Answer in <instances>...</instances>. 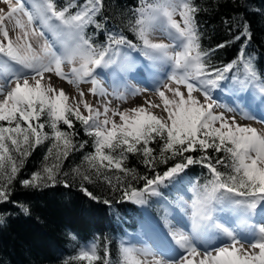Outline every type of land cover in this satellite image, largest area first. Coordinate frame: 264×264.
I'll return each instance as SVG.
<instances>
[{
  "label": "snow or ice",
  "instance_id": "obj_1",
  "mask_svg": "<svg viewBox=\"0 0 264 264\" xmlns=\"http://www.w3.org/2000/svg\"><path fill=\"white\" fill-rule=\"evenodd\" d=\"M0 3L5 5L0 8V204L12 202L13 185L26 160L46 141L49 146L41 169L19 183L25 189L54 187L58 183L64 161L88 143H76L78 121L84 135L93 138L94 151L83 158L86 171L82 173L79 167L73 171L87 183L103 176L109 185L112 179L108 172L115 169L122 173L123 178L116 177L122 201L147 204L150 197L162 195V187L183 182L187 177L182 174L191 166L199 165L210 174L202 188L191 189L190 201L181 205L186 224L173 226L166 216L164 232L157 222L146 218L142 227L151 237V244L136 247L122 243L117 264H264V130L238 122L239 117L264 124V72L251 56H245L243 48L237 60L210 70L209 52L202 50L200 44V9L192 0H156L146 4L138 9L137 27L133 29L140 46L123 35H109L108 45L99 49L85 30L89 25L101 28L96 17L101 13L103 0H76L61 8L56 0H30L27 7L23 0ZM8 24L16 32L14 38ZM156 31L168 43L154 42L152 35ZM36 37L43 38L38 49L31 42ZM241 37L245 42L252 38L246 23L235 40ZM121 46L141 52L153 62V67H170L167 79L171 83L153 90L161 103L146 99L147 107L121 111L111 108L109 101L101 112L84 99L83 91H79V100L72 97L70 101L63 88L57 90L45 83L48 73L78 90L81 84H90L92 96L105 98L108 92L97 69L124 71L120 57L127 60L130 56L121 51ZM65 64L71 66L68 74L64 72ZM222 87L249 93L253 103L258 99L261 116L257 118L247 105L227 108L235 113L231 117L218 113L216 109L227 106L218 104L212 92ZM126 91L135 96L145 89ZM166 93H171V98ZM194 93H200L202 99ZM114 94L121 101L127 99L115 89ZM161 104L162 113L153 114L152 109L161 108ZM81 106L87 115L81 112ZM117 116L119 123L114 119ZM61 123L66 129L60 127ZM46 127L50 132L45 131ZM210 150L225 155L217 156L213 162ZM128 154L139 156L152 175L141 176L125 166ZM169 161L173 163L169 165ZM161 164L167 167L157 171ZM217 165L228 171H220ZM134 180H143V186L134 187ZM63 186L70 187L67 182ZM80 191L95 204L110 207L109 200L101 201L83 184ZM20 209L25 216L30 215L27 207ZM83 211L87 215L103 209L89 206ZM225 212L237 219L222 217L220 213ZM2 223L4 217L0 215ZM98 261L112 264V257L107 248L101 256L93 243L81 247L63 264Z\"/></svg>",
  "mask_w": 264,
  "mask_h": 264
},
{
  "label": "trees",
  "instance_id": "obj_2",
  "mask_svg": "<svg viewBox=\"0 0 264 264\" xmlns=\"http://www.w3.org/2000/svg\"><path fill=\"white\" fill-rule=\"evenodd\" d=\"M30 4V0H27ZM76 0H56L58 8L64 7ZM156 0H103L101 13L96 17L101 28L89 25L85 34L96 48L108 45L109 35H123L129 41L141 45L134 28L139 18L138 9ZM200 9L197 15L200 32V44L204 51L209 52V69L222 68L228 63L237 60L241 48L245 56H251L254 64L264 72V0H192ZM75 11V9H72ZM248 25L252 34L250 41L245 38L235 40ZM225 44L224 48H218ZM115 48V45H112ZM127 47V46H121ZM214 50V51H213ZM231 75V73L229 74ZM234 94H243L230 91ZM43 119V117H42ZM60 127L66 129L61 123ZM79 135L76 143L88 141L83 149L73 151L64 161L58 183L54 187L25 189L19 183L20 179H29L32 173L42 167L44 156L47 153L49 142H45L33 151L26 160L17 181L14 182L10 203L0 204V215L4 223L0 224V264H63L65 259L75 255L81 247L95 243L98 253L103 256L105 248L112 257V264H117L119 248L122 243L137 237L143 228L146 218L157 222L164 228V217L185 202L191 189H198L210 177L207 169L199 165L191 166L183 182L177 181L168 187L161 188V196L150 197L148 203L141 206L127 200H121V185L116 177L123 178V174L108 172L112 184L103 176L94 179L93 183L82 181L73 169L79 167L83 173L87 169L84 156L93 152V138L84 135L79 122H75ZM45 131H49L47 127ZM156 147V145H152ZM213 162L217 156L224 157V153L211 152ZM193 155H197L193 153ZM173 161H169L171 165ZM125 166L135 169L143 176H151L152 172L141 163L139 156L128 154ZM166 165H158L157 171H162ZM220 171H228L222 165H217ZM67 173V175H64ZM127 179V178H125ZM64 182L70 187L65 188ZM134 187H142L143 180L131 181ZM81 184L101 201L109 200L110 207L95 204L80 191ZM117 189V190H114ZM20 206L27 207L30 215L25 216ZM91 206L93 209H103L85 214L83 209ZM75 237V239H73ZM97 264H101L100 261Z\"/></svg>",
  "mask_w": 264,
  "mask_h": 264
},
{
  "label": "rangeland",
  "instance_id": "obj_3",
  "mask_svg": "<svg viewBox=\"0 0 264 264\" xmlns=\"http://www.w3.org/2000/svg\"><path fill=\"white\" fill-rule=\"evenodd\" d=\"M26 7L30 6L26 0H23ZM0 8H5V5L3 3H0ZM178 18V17H177ZM39 27V25H36ZM12 25L8 24L9 34L14 38L16 35V32L12 30ZM152 39L154 42H164L168 43V40L166 37L162 36L159 31H156L152 35ZM32 44L34 48L39 47L40 44L43 43V38L36 37L32 39ZM121 51L124 53H128L130 56V59L125 60L123 55L120 57V61L124 64L125 70L119 71L114 73L113 68L108 69H97V72L100 73V79L103 82V87L108 92V96L105 98L100 97H94L89 93V89L91 87L90 84L84 83L79 86V90L75 88L73 85L68 84L66 81L60 80L59 78L55 77L52 74H45V83H51L57 90L63 88L65 92L69 95L70 101L72 97H75L77 100H79V91L84 92V99L93 107L99 108V110L103 111V105L106 102L110 101V107L113 109H119L121 111L132 109L134 107L144 106L147 107L145 104V100H150L154 103H161L159 100V97L154 94V89L156 87H161L165 83H171L168 81L167 76L170 73L171 69L167 65H160L157 64V67H153V62L146 59L141 52L134 51L128 47H121ZM64 72L66 74L70 73V65L65 64L64 66ZM51 76V80H48V77ZM195 83V81H193ZM126 86V87H125ZM175 87V85H172ZM114 89L116 92H119L120 94L127 95V99L124 101H121L116 98V95L114 94ZM127 90L132 89H145L142 93L138 95H130L128 94ZM181 91L185 92L186 89L181 87ZM171 98V93H166ZM197 97H201L200 93H194ZM213 99L222 106L227 107H220L216 109V111L224 112L226 117H231L235 113L232 111H227V108H234L239 109L241 107H244L245 105L249 106L252 111L255 113L257 118L261 116V112L258 110L257 105L259 104V100L257 99L255 103L252 102L249 95L243 94H230L227 92L224 87L221 89H216L212 92ZM234 99V101H233ZM162 107L158 109H152L153 114L160 115L162 113ZM81 112L84 115H87V112L84 111L83 107L81 106ZM163 115L166 116V113H163ZM117 123H119V117L114 118ZM238 122L242 125H250L252 127L257 128L258 130H264V124H260L257 121H248L239 119ZM191 198V197H190ZM190 201V199L186 200ZM184 205V204H183ZM187 207V205H185ZM190 211V209H188ZM222 217H229L231 216L230 213H220ZM167 218L172 222L173 226H179L187 223V217L185 216V212L181 207V210H178L177 215H166ZM165 216V217H166ZM176 216V217H174ZM177 218V219H176ZM232 220L235 221L237 218L235 216H231ZM164 222V220H163ZM162 231L166 232L167 229L164 227L162 228ZM147 234H144L140 239L137 241H132L130 243H127L128 245H133L136 247H142L146 245H150L152 242L151 240H147L146 237ZM247 247V246H246Z\"/></svg>",
  "mask_w": 264,
  "mask_h": 264
}]
</instances>
